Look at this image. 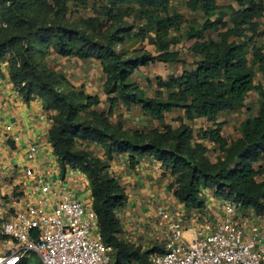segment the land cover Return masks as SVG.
<instances>
[{
  "label": "trees",
  "instance_id": "1",
  "mask_svg": "<svg viewBox=\"0 0 264 264\" xmlns=\"http://www.w3.org/2000/svg\"><path fill=\"white\" fill-rule=\"evenodd\" d=\"M236 1L239 8L218 0H185L192 13L203 15L201 21L186 17L171 0H107L97 14L72 24L58 19L70 12V5L86 0H35L58 17L47 24L29 15L31 0H2L8 4L5 13L21 27L0 41V62L7 50L17 46L22 66L10 73L12 82L25 100L41 98L45 108L58 111L60 118L50 129L54 154L63 175L73 168L88 177L101 237L113 246L110 264H153L150 254L163 251L158 245L143 250L119 237L122 223L117 212L127 194L109 168L121 153L129 154L132 167L145 155L159 160L174 176L175 198L188 209L206 214L204 191L210 190L218 198L241 201L245 208L264 214V181L256 179L264 174V164L256 166L264 158V0ZM218 25L220 39L216 40L207 32ZM93 31L103 39L92 36ZM139 35L150 37L157 54L130 48ZM184 39L193 40L188 50L196 56L192 67L166 79L156 76L158 89L149 96L134 74L140 66L160 61L185 65L187 57L175 48ZM52 51L100 62L108 110L99 108V95L75 87L61 69L49 66L45 55ZM253 91L258 98L250 105ZM119 105L139 106L148 120L160 125L123 130L111 121ZM243 107L248 117L239 125L241 135L229 138L223 133L227 122L220 117ZM175 108L183 109L188 122L201 118L210 124L196 135L183 117H177L181 124L174 128L165 118ZM201 139L217 145L226 156L210 163ZM83 141L98 143L104 155H95L81 145ZM29 260L24 258L22 264Z\"/></svg>",
  "mask_w": 264,
  "mask_h": 264
},
{
  "label": "crops",
  "instance_id": "2",
  "mask_svg": "<svg viewBox=\"0 0 264 264\" xmlns=\"http://www.w3.org/2000/svg\"><path fill=\"white\" fill-rule=\"evenodd\" d=\"M188 50L186 49L185 65L161 61L152 63L149 65L151 67L146 66V70L140 72L141 74L136 72L134 79L147 94L152 92L148 94L152 96L158 89L155 82L157 75H162L166 79L172 74L181 73L184 69L192 67L196 56L191 52L188 53ZM56 59H59V69L61 66L65 67L64 71L73 85L77 88L80 86L91 95H99L102 100L99 108L109 109L110 103L106 101L107 95L103 89L105 74L99 61L63 56H58ZM161 63L164 71L158 73L155 69H158ZM148 79H151L150 83ZM245 110L247 107H243L238 112L244 113ZM49 115L41 98L36 97L32 100L23 98L11 80L6 61L2 62L0 70V215L8 208L6 204L14 196L27 198L34 196L37 190V178L40 175L49 176L60 170L50 142L52 122ZM177 117H183L184 122H187L194 130L203 122H207L201 118L188 122L181 108H175L167 113L165 122L174 128L178 127L181 121ZM221 117L225 118L226 115ZM111 121L115 125L122 126L126 131L144 130L147 126L160 125L157 120H148L139 106H132L130 109L124 105L116 106ZM209 124L207 122L203 125ZM224 131H226L224 134L229 137L230 131ZM33 145L38 146L39 152L31 151ZM128 156V153L116 155L109 168L110 174L118 179L127 194L125 204L117 212L122 223L119 237L140 246L143 250L153 245L161 246L163 249L161 236L165 230V220L159 216L157 209L158 206H164L174 212H181L187 227L185 236L191 238L192 233L202 226L203 221L199 223V217L196 218L200 215L198 209H188L175 198L171 188L174 176L155 158L142 156L132 167ZM73 172L69 170L68 174L72 176L75 188L84 196L89 195L91 188L90 183L86 182L85 175L81 172ZM204 195L207 204L206 214L209 212L211 215H217L220 198H217L218 196L210 190L204 191Z\"/></svg>",
  "mask_w": 264,
  "mask_h": 264
},
{
  "label": "built area",
  "instance_id": "3",
  "mask_svg": "<svg viewBox=\"0 0 264 264\" xmlns=\"http://www.w3.org/2000/svg\"><path fill=\"white\" fill-rule=\"evenodd\" d=\"M32 152H39L36 145ZM57 158V157H56ZM59 163V162H58ZM60 167V166H59ZM69 170L37 178L34 196H14L0 215V264H22L37 254L42 264H110L113 246L100 233L99 216L93 207L92 193L84 196L72 182ZM84 174V173H83ZM85 175V174H84ZM86 182H89L85 175ZM91 192V191H90ZM222 213L217 223L206 220L191 238L181 212L158 206L165 220L163 251L150 254L153 264H264V214L241 201L219 200ZM5 204V203H3ZM257 214V213H256ZM256 216V215H255Z\"/></svg>",
  "mask_w": 264,
  "mask_h": 264
},
{
  "label": "rangeland",
  "instance_id": "4",
  "mask_svg": "<svg viewBox=\"0 0 264 264\" xmlns=\"http://www.w3.org/2000/svg\"><path fill=\"white\" fill-rule=\"evenodd\" d=\"M218 1L222 4H232L236 8L240 7L236 0H218ZM171 3L173 4V6L178 11L185 14L186 17L196 18V19L201 20V21L203 20V17H202L203 15L201 13H192L187 8V6L185 4V0H171ZM105 4H107V0H86L85 3L84 2L79 3L77 5L72 4V5H70V12L68 11L67 15L65 17H60L58 20L64 21V19H65V21L67 23L81 24V23L86 21V18H89V17L93 16L94 14H97V12L100 11L99 8ZM7 7H8V4L7 3L5 4L4 2H2V0H0V41H3V42H5L4 38L8 37L12 33H15V31H17V29H20V27H21V25L17 21H15V19H13L10 15L5 13V10L7 9ZM27 10H28L29 15L32 16L34 19H36L38 22L42 21L44 23L50 24V23L56 21L58 18V17H55L54 12L50 11L49 9H43L42 7L37 5L35 3V0H31V4L28 6ZM229 14L230 13H228V15ZM228 15H226L225 20H229ZM116 21L118 22V20H116ZM124 21L131 22V19H125ZM220 27L221 26L218 25L217 29L210 30L209 32H207V34L212 36L216 40L220 39V36H219V33L221 31ZM145 31H148V30H145ZM124 34H126V33H124ZM151 34L152 33H149V35H151ZM92 36H98L99 38L103 39L102 35L101 34L98 35L95 31H93ZM124 36H126V35H124ZM149 38L148 37L143 38L142 35L136 36L135 43L134 44L129 43V46H130V48L139 47L140 49H143L146 52L155 55V54H157V51L155 49L154 44H152L150 42ZM192 42H193V40H188V39L185 40L184 39L182 42L179 43V45H177V46L175 45L176 47L175 46L174 47L179 48L182 51L181 53H183L186 56V49L190 48ZM17 50H18L17 46L13 47L12 50H7L2 57L3 58L2 61L0 62V64H2V62L6 61L9 73L17 72L19 69H21V66H22V64H21L22 59L21 58H22V56H20V53ZM58 56H60V55H58L57 53L52 51L49 54L45 55V61H47V63L49 64L50 67L60 70L59 69V59H56V58H58ZM195 59H196V57H195ZM60 64L63 65L62 62H60ZM149 67H151V66H149ZM64 69H65V67L61 66L62 73L69 80V78L67 77L68 74L65 73ZM0 70H1V67H0ZM144 70H146V66H140V68L137 72L139 74H141L140 72H142ZM155 71H157L158 73H160V72L163 73V71H164L163 70V64L161 63V66L158 69L156 68ZM165 72H166V70H165ZM157 76H162V75H157ZM259 78H260V74H258L256 76V80L259 81ZM64 88H65V90H68L67 86ZM79 88H80V86H79ZM149 93H152V92H149ZM250 98L252 100H250L248 102L250 103V105L252 104V102L254 104V102L258 98L257 92L256 91L251 92ZM45 110L47 112H49V114H50L49 118L51 119V122L56 121V119L58 120V118H60V115L58 114L57 110L55 111L54 109H47V108H45ZM247 115H248V111L245 110L244 113L242 111L233 112L230 114H226L225 118L224 117L220 118V120L223 119L227 122L226 128H224V130L230 131L229 138H235L237 135H239V136L241 135V133L239 132V125L244 119H246ZM205 123L207 124V122H203L202 124H200V126L198 128L195 129L196 135H197V133H199V131L201 129L208 126V125L207 126L203 125ZM224 130H223V133H226V131H224ZM200 142H204V144H206V146H207L206 157L208 158L210 163H216L221 158L226 156V154L224 152L222 153V151L218 150L217 145L210 142L209 140L201 139ZM79 144H80V141H79ZM196 144L197 143H195V141L193 140L192 145L196 146ZM81 145L84 147H87V148H91L90 151L93 152L95 155H99V156L104 155V150H100V145L96 142L83 141L81 143ZM198 157L200 158V156H198ZM56 160H58V158H56ZM259 164H264V158L261 161L257 162L256 166H258ZM68 169H70V168H68ZM256 179H257V181H264V174L257 175ZM219 207L220 208H218L217 213L221 214L222 209H221L220 204H219ZM252 211H254V210L253 209L250 210V213ZM207 213L208 214H206V220L202 217H199V219H200L199 223H201V221L204 222V220H205V221L210 222L212 225L216 224L217 223V217L215 215L209 214V212H207ZM255 215L250 216V214H245V217H247V218L250 217L251 219H255V217H259L258 214H256V212H255ZM29 259L30 260H29L28 264H40L41 263V260L37 254H32Z\"/></svg>",
  "mask_w": 264,
  "mask_h": 264
}]
</instances>
